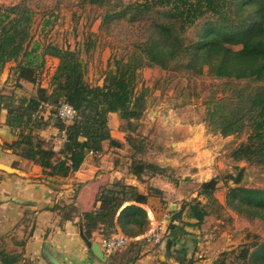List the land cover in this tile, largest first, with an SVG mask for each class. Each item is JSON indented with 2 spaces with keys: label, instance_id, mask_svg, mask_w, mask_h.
<instances>
[{
  "label": "trees",
  "instance_id": "1",
  "mask_svg": "<svg viewBox=\"0 0 264 264\" xmlns=\"http://www.w3.org/2000/svg\"><path fill=\"white\" fill-rule=\"evenodd\" d=\"M111 1L84 0L83 4L102 9L104 25L128 17L144 27L146 36L132 51L112 55L103 85L96 86L87 80L85 59L96 48L95 42L86 44L84 50L35 41L33 11L22 5L0 6V73L9 63L16 64L17 84L9 94L0 95L6 125L17 136L12 148L51 176L67 178L80 170L88 154L101 153L104 142L121 147L109 127V116L116 113L129 122L131 172L164 173L157 164L143 160L148 137L137 134L151 103L150 90L139 89L140 71L160 68L187 76L189 81L205 76L221 82V96L213 92L203 104L204 122L211 133L223 137L246 134L231 159L264 169V0H137L120 7ZM197 28V39L189 40L186 34ZM48 58L59 63L45 88L40 78ZM22 82L32 83L35 91L25 92ZM64 103L77 111L76 121L68 125L58 118ZM51 127L57 129L58 140L62 137L59 150L56 138L41 136ZM235 168L238 174L228 175L235 186L228 185L227 206L251 221L264 223V189L242 185L245 169ZM215 192L214 187H202L198 198L186 203L174 219L181 221L187 210L188 218L201 227L208 217L225 209ZM147 202L148 196L123 182L101 188L94 210L82 216L85 240L91 242L95 233L101 239L120 232L132 239L145 234L150 221L140 205ZM144 246L143 240H134L114 255L123 252L127 263L134 264ZM181 263L195 261L184 255ZM212 264H264V241L223 253Z\"/></svg>",
  "mask_w": 264,
  "mask_h": 264
},
{
  "label": "crops",
  "instance_id": "2",
  "mask_svg": "<svg viewBox=\"0 0 264 264\" xmlns=\"http://www.w3.org/2000/svg\"><path fill=\"white\" fill-rule=\"evenodd\" d=\"M0 74L9 83V70L5 68ZM6 122L7 112L0 106V164L13 169V172L0 169V264H53L47 257L48 251L63 264H128L129 258L123 252L108 256L107 262L99 260L88 246L82 229V216L94 210L101 188L115 182L134 186L148 196V202L140 206L148 214L150 227L139 240L154 228L163 232L158 245H148L143 240L144 250L134 264H182L184 255L188 260L194 259V264H201L196 257L201 235L192 229H202L203 225L199 227L196 220L189 219L187 210L181 221L175 220V214L184 205L178 208V201L173 198L178 196V185L188 182L185 177L202 184L212 176L213 150L205 146L202 128L187 126L183 131L173 132L176 140L168 146L152 141L147 153L159 150L163 155L161 160L152 162L143 156L144 161L157 164L163 170H175L183 180L171 179L164 173L136 175L131 172L133 159L127 143L129 122L112 113L109 116L111 137L121 147L104 142L101 153L88 154L79 171L61 178L51 176L12 148L17 136ZM137 134H142L141 129ZM41 136L56 138V150L61 148L62 137L57 139L56 128L43 131ZM198 195L188 196L196 199ZM171 225L175 226L172 230ZM100 241L101 235L95 233L91 242Z\"/></svg>",
  "mask_w": 264,
  "mask_h": 264
},
{
  "label": "rangeland",
  "instance_id": "3",
  "mask_svg": "<svg viewBox=\"0 0 264 264\" xmlns=\"http://www.w3.org/2000/svg\"><path fill=\"white\" fill-rule=\"evenodd\" d=\"M84 0H0V6L12 7L22 5L30 8L34 14L32 35L35 41L53 42L61 47L70 46L72 49L81 47L86 49L88 43L95 42L96 48L85 57L88 62L87 80L91 85H103L104 72L109 59L114 54H126L133 50V46L145 39L144 27L132 23L129 18H119L108 25L102 22V9L85 6ZM137 0H112L120 6L130 5ZM200 28L193 29L186 37L195 41ZM58 60L48 58L40 78L43 87L48 88L52 76L57 68ZM15 63H9L5 68L9 70V83L0 74V93L9 94L17 84ZM25 83V84H24ZM220 83L209 77H196L189 81L187 76L165 72L160 68H145L139 74V89L150 90V100L147 112L140 122L142 134L148 135V144L154 141L157 145H170L176 138L175 131H183V127L199 126L203 130L205 146L212 148L213 164L211 177L202 184L185 177L188 182H182L177 188L178 208L194 200L189 194L201 191L202 187H214L215 196L225 207L223 211L208 217L201 228H194L198 236L201 235V245L196 250V257L201 264H212L223 253L238 252L245 245L264 241V223L251 221L239 215L227 206L229 186L234 187L228 175H237L235 167L245 169L242 185L249 188L264 189V169L246 162L236 163L231 159L232 151L245 142L247 135L223 137L213 134L204 122V102L213 92L218 91L221 96ZM25 92L33 93L34 85L22 82ZM7 85V87H5ZM185 135H190L186 133ZM126 153V151H125ZM128 153V151H127ZM163 155L159 150L144 155L148 161L161 160ZM163 174V172H162ZM164 174L171 179L183 176L175 170H164ZM185 175V174H183ZM181 194H183L181 196ZM185 197V198H182ZM198 198V197H197ZM202 201H206L200 198ZM183 203V204H182ZM219 214L221 215L219 217ZM232 260V259H230ZM229 260V261H230Z\"/></svg>",
  "mask_w": 264,
  "mask_h": 264
},
{
  "label": "built area",
  "instance_id": "4",
  "mask_svg": "<svg viewBox=\"0 0 264 264\" xmlns=\"http://www.w3.org/2000/svg\"><path fill=\"white\" fill-rule=\"evenodd\" d=\"M58 118L64 124L68 125L76 121L77 111L68 103L61 105L58 111ZM63 138L65 139V132L63 133ZM163 238L162 229L154 228L150 230L142 239L148 245H158L161 243ZM140 238L132 239L126 235L118 234L110 238H103L100 241L102 250L107 256H112L118 251H121L128 247L134 240H139Z\"/></svg>",
  "mask_w": 264,
  "mask_h": 264
},
{
  "label": "water",
  "instance_id": "5",
  "mask_svg": "<svg viewBox=\"0 0 264 264\" xmlns=\"http://www.w3.org/2000/svg\"><path fill=\"white\" fill-rule=\"evenodd\" d=\"M0 169H3L8 172H13V169L10 167H7L3 164H0ZM88 246L91 248L93 254L101 261L107 262L108 261V256L104 253L102 250V247L100 243H92V242H87ZM47 257L50 260L51 263L53 264H63L59 259H57L50 251L47 252Z\"/></svg>",
  "mask_w": 264,
  "mask_h": 264
}]
</instances>
